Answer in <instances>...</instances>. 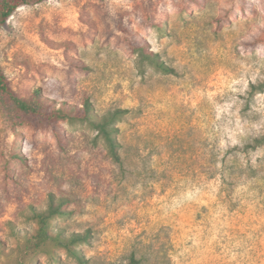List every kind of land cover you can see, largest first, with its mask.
Listing matches in <instances>:
<instances>
[{
  "label": "rangeland",
  "instance_id": "374dc122",
  "mask_svg": "<svg viewBox=\"0 0 264 264\" xmlns=\"http://www.w3.org/2000/svg\"><path fill=\"white\" fill-rule=\"evenodd\" d=\"M143 45L174 68L135 51ZM0 67L22 97L119 123L123 164L86 124L12 122L0 103V264H82L28 250L51 195L52 232L90 234L84 264H264V0H44L0 26Z\"/></svg>",
  "mask_w": 264,
  "mask_h": 264
},
{
  "label": "trees",
  "instance_id": "16d2710c",
  "mask_svg": "<svg viewBox=\"0 0 264 264\" xmlns=\"http://www.w3.org/2000/svg\"><path fill=\"white\" fill-rule=\"evenodd\" d=\"M44 0H0V26L4 25L14 13L24 5L40 3ZM135 51L139 54L141 62L147 61L158 70L165 73H172L174 68L166 64L159 58L156 53L143 45L137 46ZM254 92L264 90V84L252 85ZM51 100L42 97L41 91L35 90L32 96L22 97L11 87L8 77L0 67V103L3 110L12 122L24 123L25 120L32 116H39L44 121H69L70 123L86 124L90 128L96 130L98 135L104 140L108 154L113 161L123 164V145L119 139L121 128L119 123L125 119L129 109L115 108L108 110L104 114L99 115L93 107V103L86 98L82 109L73 105L62 104L59 108L48 109L46 103ZM264 145V135L256 137L254 140L245 145V150L257 149ZM68 203L65 198H56L51 195L47 209L43 211H35L33 219L37 223L36 233L26 236V245L28 250L42 249L49 242H54L56 246L64 248L70 255L84 264V256L79 249L80 244L89 240L88 233H73L66 235L65 233H54L51 228L53 220L58 216L66 215L68 210L65 208ZM129 264H140V260L133 256Z\"/></svg>",
  "mask_w": 264,
  "mask_h": 264
}]
</instances>
